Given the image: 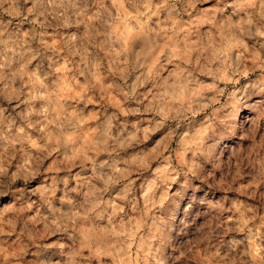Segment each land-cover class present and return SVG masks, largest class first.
Returning <instances> with one entry per match:
<instances>
[{"label": "clouds", "instance_id": "obj_1", "mask_svg": "<svg viewBox=\"0 0 264 264\" xmlns=\"http://www.w3.org/2000/svg\"><path fill=\"white\" fill-rule=\"evenodd\" d=\"M0 264H264V0H0Z\"/></svg>", "mask_w": 264, "mask_h": 264}]
</instances>
